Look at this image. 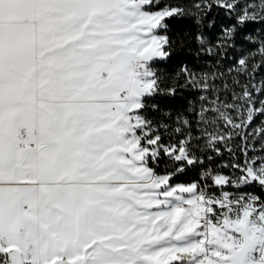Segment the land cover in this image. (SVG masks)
<instances>
[{"label":"snow or ice","instance_id":"snow-or-ice-1","mask_svg":"<svg viewBox=\"0 0 264 264\" xmlns=\"http://www.w3.org/2000/svg\"><path fill=\"white\" fill-rule=\"evenodd\" d=\"M214 6L232 23L213 42ZM172 19L192 21L197 55L239 51L231 88L223 72L156 66L190 36L173 39ZM261 67L264 0H0V264H264V155L249 156L264 119L247 131L264 117ZM189 88L198 105L149 118V100ZM221 146L234 162L204 169Z\"/></svg>","mask_w":264,"mask_h":264},{"label":"trees","instance_id":"trees-1","mask_svg":"<svg viewBox=\"0 0 264 264\" xmlns=\"http://www.w3.org/2000/svg\"><path fill=\"white\" fill-rule=\"evenodd\" d=\"M178 2L182 5H191L195 2V0H178ZM248 0H241V6ZM207 21H214L215 27L208 28L207 23H205V27L202 29L203 34L209 40L214 42L215 37H217L220 33L221 25H227L232 23L231 18L224 12V10L219 9L217 7H213L205 17ZM170 27V35L173 39H176L177 32H188L190 34L189 37H185V43L182 48H175L173 51V55L171 59L166 62H162L157 67L166 70L167 72L171 73L174 72L175 69L179 66L180 63H187L189 68L197 73L202 72H223L226 74L225 78H221L215 81L218 87H223V84L227 82L231 88L232 86V78L236 76V73L233 72L231 75H228V69L235 66L236 60L239 59L240 53L237 50H228L227 57H223L221 55L213 54L208 55L207 52H200L197 55L199 49L195 43V40L191 38L194 36L195 27L191 20L188 19H172L169 21ZM261 28V25L258 23L249 24L245 31L251 30L254 33H258ZM239 42L237 44V49L239 48ZM239 80L241 84H248L249 83V76L247 75H240ZM264 82V67L258 68L257 71L254 73V79H252L251 83L260 86L261 83ZM183 83V81H181ZM239 91V88L236 89ZM203 93L194 90V89H178L175 97H157L155 100H149L147 103L149 107L146 109V113L149 118H153L156 120L161 119V114L159 111H154L151 107L152 104H159V108L161 111L171 112L173 115V119H175L176 112H185L190 107V102L193 104H199V96ZM221 99L231 100V91L227 94H221ZM264 119V117H258L252 124V126L247 130L248 132H252V130L260 124V121ZM254 143L255 150L249 151V156H260L264 155V152L259 151L260 149V141H250ZM239 139L233 141V147L239 144ZM211 156L212 160L209 161L207 158ZM236 160L239 162L244 161V156L237 151L236 153ZM204 165L203 168L207 169L209 166L216 168L217 165L221 163H232L233 157L231 154L221 146V155L217 156L215 152L211 150H206L204 153ZM166 160L161 159L160 161V168L159 170L162 171L166 165ZM224 175L231 176L234 172L232 168H223L219 169ZM201 171V166L197 165L191 168H188L183 174L178 175L173 179L172 183H190L192 180H196L199 178V173ZM239 173H237L238 175ZM201 183H208L211 184V181H202ZM225 190L229 191H236V189L225 186ZM213 191H218L217 188H213ZM240 191L245 192H254L257 195H260L262 190L256 186H245L240 189Z\"/></svg>","mask_w":264,"mask_h":264},{"label":"rangeland","instance_id":"rangeland-1","mask_svg":"<svg viewBox=\"0 0 264 264\" xmlns=\"http://www.w3.org/2000/svg\"><path fill=\"white\" fill-rule=\"evenodd\" d=\"M161 34H163V33H161ZM218 190V189H217ZM226 191H229V190H226ZM229 192H233V191H229Z\"/></svg>","mask_w":264,"mask_h":264}]
</instances>
